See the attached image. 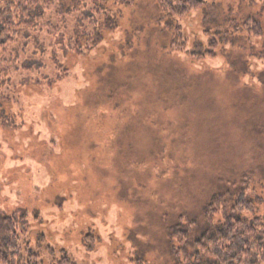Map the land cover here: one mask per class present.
Returning <instances> with one entry per match:
<instances>
[{
    "label": "rangeland",
    "instance_id": "1",
    "mask_svg": "<svg viewBox=\"0 0 264 264\" xmlns=\"http://www.w3.org/2000/svg\"><path fill=\"white\" fill-rule=\"evenodd\" d=\"M93 1L116 32L83 56L60 52L61 69L47 60L33 76L64 77L51 88L4 89L14 101L0 102V211L77 264H179L170 230L183 223L198 240L214 195L247 185L264 214V0H207L181 19L159 0ZM214 38L217 58L190 55Z\"/></svg>",
    "mask_w": 264,
    "mask_h": 264
},
{
    "label": "trees",
    "instance_id": "2",
    "mask_svg": "<svg viewBox=\"0 0 264 264\" xmlns=\"http://www.w3.org/2000/svg\"><path fill=\"white\" fill-rule=\"evenodd\" d=\"M75 1L77 4L67 10L63 0H0L1 103L14 101L4 89L16 92L31 84L51 88L55 82H61L64 77L59 75L53 78L42 75L43 79L33 75L47 69V60L61 69L57 59L60 52L83 56L85 51L104 42L105 31L118 30L119 20L111 10L94 1ZM113 1L124 6L135 3V0ZM159 3L164 13L181 19L204 9L207 0H159ZM247 26L255 37L263 35L260 23L255 20L250 19ZM173 46L175 51L185 50L180 29ZM218 48L219 42L214 38L208 50L199 43L190 55L196 60L215 59ZM3 126L20 129L5 121ZM253 195L247 185L235 196L214 195L206 207L205 229L196 241H190L183 223L171 229V241L178 239L182 243L179 250H174L179 264H264V214L257 207L262 200ZM218 216L222 217L219 222L215 221ZM28 225L25 217L0 211V264H77L70 254L57 252L45 236L33 244ZM191 226L197 228V223ZM191 246L193 253L189 252ZM134 264L147 263L137 259Z\"/></svg>",
    "mask_w": 264,
    "mask_h": 264
}]
</instances>
